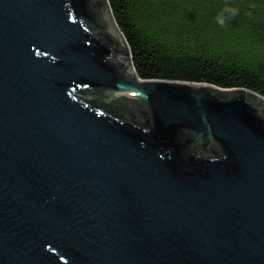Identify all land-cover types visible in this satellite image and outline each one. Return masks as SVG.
Instances as JSON below:
<instances>
[{"label":"water","instance_id":"95a60500","mask_svg":"<svg viewBox=\"0 0 264 264\" xmlns=\"http://www.w3.org/2000/svg\"><path fill=\"white\" fill-rule=\"evenodd\" d=\"M0 264H264V96L141 79L108 0H0Z\"/></svg>","mask_w":264,"mask_h":264},{"label":"trees","instance_id":"16d2710c","mask_svg":"<svg viewBox=\"0 0 264 264\" xmlns=\"http://www.w3.org/2000/svg\"><path fill=\"white\" fill-rule=\"evenodd\" d=\"M143 80L180 81L264 96V0H108ZM238 9L217 17L225 6ZM89 95L132 114L139 100Z\"/></svg>","mask_w":264,"mask_h":264},{"label":"clouds","instance_id":"9594fccd","mask_svg":"<svg viewBox=\"0 0 264 264\" xmlns=\"http://www.w3.org/2000/svg\"><path fill=\"white\" fill-rule=\"evenodd\" d=\"M237 12H238V9L226 5L223 11L221 12V14L217 17L218 23H220L221 25H224L225 20H226L225 13H228L234 16L237 14Z\"/></svg>","mask_w":264,"mask_h":264}]
</instances>
